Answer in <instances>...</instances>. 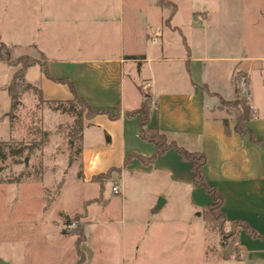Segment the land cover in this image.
<instances>
[{
  "label": "rangeland",
  "instance_id": "obj_1",
  "mask_svg": "<svg viewBox=\"0 0 264 264\" xmlns=\"http://www.w3.org/2000/svg\"><path fill=\"white\" fill-rule=\"evenodd\" d=\"M123 1L126 43L128 33L151 24V0ZM172 1L178 14L171 18L174 30L169 45L186 52L190 38L180 30L186 27L191 11L201 7L223 10L213 4L215 0L211 4L207 0ZM242 1L236 0L234 9L225 13L236 35H243L247 51L264 54V3ZM121 2L0 0V46L22 50L38 45L51 54L105 47L120 52V36L113 28L119 26ZM100 8L113 18L102 32L100 25L89 22ZM157 12H163V18L154 17L156 24L150 32L157 27L159 34L160 23L170 15L161 9ZM5 72L0 64V81L5 80ZM143 97L146 102L148 97ZM9 108L0 98V110ZM59 109L56 112V106L45 105L37 93L28 91L10 116L1 117L0 111V264H77L81 256L86 264H243L232 224L214 226L205 221L206 191L170 178L163 167L185 174L171 158L159 165H143L127 155L129 166L120 184L111 179L104 192L98 183L82 182L79 166L69 161H74L80 135H71L80 112L84 117L88 112L78 103ZM91 166L84 172L86 179ZM115 185L121 186V194L113 193ZM160 198L167 203L154 211ZM69 223L76 226L70 228Z\"/></svg>",
  "mask_w": 264,
  "mask_h": 264
},
{
  "label": "crops",
  "instance_id": "obj_2",
  "mask_svg": "<svg viewBox=\"0 0 264 264\" xmlns=\"http://www.w3.org/2000/svg\"><path fill=\"white\" fill-rule=\"evenodd\" d=\"M157 1L151 0V24L128 33L124 43L125 2L122 0L119 26L113 28L120 36V52H111L105 47L86 53L61 50L51 54L36 45L11 50V57L16 60L27 55L37 60L41 58L48 64L50 76L43 73L39 65L29 67L25 75V81L41 91L45 105L56 106L55 102L66 103L78 96L102 112L93 118L85 117L84 131L77 141L75 153L65 150V153L75 155L74 161H69L72 166H79L82 182L92 183L93 177L116 170L112 180L120 184L129 160L159 165L162 160L171 158L175 167L184 168L185 174L163 167L167 175L180 183H192L194 189H204L209 201L202 212L207 211L212 196L207 189L195 187L192 163L176 148L150 160L156 146L141 137L139 115H128L142 107L143 94L150 97L153 107L149 127L157 129L169 143L205 155V180L222 197V210L227 221H243L258 235L255 237L245 230L236 235L243 264H264V54L247 51L243 35H236L229 15L225 13L226 9H234L236 0H215L213 4L219 6L221 12L208 7L194 9L186 18L184 29L175 27L190 38L186 52L169 45L174 30L171 17L169 23L167 16L166 21L160 23L161 33L158 34L157 27L150 32L156 24L154 17L160 15L162 20L164 15L163 12L158 14L157 9L161 8ZM161 10L171 16L169 10ZM109 21H113L112 15L102 8L89 20L100 25L101 32ZM0 64L6 67L5 80L0 81V98L3 97L10 107L0 110L3 117L11 111L7 88L19 68ZM239 74L249 81L253 118L247 126L255 142L249 135L237 133L235 128L240 113L226 105L237 98L236 78ZM147 85L149 87L145 89ZM90 164L86 179L84 172Z\"/></svg>",
  "mask_w": 264,
  "mask_h": 264
},
{
  "label": "trees",
  "instance_id": "obj_3",
  "mask_svg": "<svg viewBox=\"0 0 264 264\" xmlns=\"http://www.w3.org/2000/svg\"><path fill=\"white\" fill-rule=\"evenodd\" d=\"M157 6L161 9L169 10L171 13V18L177 12V6L171 0H158ZM169 23V20L167 21ZM135 59V58H134ZM0 62L6 63L11 67H19L16 72L11 84L8 86L7 91L11 98V111L5 115V117L10 116L20 105L21 96L28 92L33 91L38 94L39 99L42 100V93L37 88L31 86L25 81L26 71L29 67L39 65L43 73L47 76H50L48 64L46 62H41L31 56H21L16 60H13L11 57V49L8 48L5 44L0 46ZM244 79L246 82V90H242L239 87V83ZM236 90H237V98L232 101L226 103L227 106L237 109L240 113L237 118V125L235 130L242 136L249 135L251 140L255 142L254 135L251 130L248 128L247 123L253 118V111L251 109V105L249 103V81L245 76L238 75L236 78ZM146 102L143 103L142 107L134 113H129L128 115H139L140 118V135L141 137L156 146L155 155L150 159L153 160L154 157L158 154H162L169 150L170 148H176L177 151L180 152L181 156L192 163V168L194 172L193 182L195 187L205 188L211 194L213 201L209 204L208 210L205 213V221L214 226L222 225L227 222V218L222 210V197L216 193L214 188L209 187L204 175V167L206 164V157L202 153H191L182 148H179L174 143H169L164 135H162L157 129H153L149 127V119L150 113L153 107L152 99L146 98ZM68 104L78 103L83 108L87 110L86 118H93L94 116L101 114L102 112L96 110L89 106V104L82 98L75 96V99L66 102ZM63 102H55L56 110L60 111L59 107L66 104ZM115 118L116 116H112ZM84 116L83 112H80L79 120L74 125L72 131V138H76L81 135L84 131ZM227 132L229 133L228 124L225 123ZM31 153V152H30ZM29 153V154H30ZM75 153V152H74ZM0 154H1V145H0ZM114 170H111L107 174H102L99 176H95L92 178V182L98 183L100 185L101 191L104 192L106 189V184L108 181L112 179V173ZM222 223V224H221ZM232 227L235 230V235L239 232L245 230L251 233L253 236L257 237L248 224L243 221H232L230 222ZM69 223L68 225H70ZM219 225V226H220ZM65 233V232H64ZM81 237V233L77 234ZM264 237V236H263ZM80 243H83L82 241ZM77 264H86L85 256H81Z\"/></svg>",
  "mask_w": 264,
  "mask_h": 264
},
{
  "label": "built area",
  "instance_id": "obj_4",
  "mask_svg": "<svg viewBox=\"0 0 264 264\" xmlns=\"http://www.w3.org/2000/svg\"><path fill=\"white\" fill-rule=\"evenodd\" d=\"M148 87H149V85H147V86L145 87V89H147ZM239 87H240L242 90H246V82H245L244 79H242L241 82L239 83ZM113 193L116 194V195L121 194V188H120L119 185H115V186L113 187ZM75 226H76V225H75V224H72V223L69 225L70 228H74Z\"/></svg>",
  "mask_w": 264,
  "mask_h": 264
},
{
  "label": "water",
  "instance_id": "obj_5",
  "mask_svg": "<svg viewBox=\"0 0 264 264\" xmlns=\"http://www.w3.org/2000/svg\"><path fill=\"white\" fill-rule=\"evenodd\" d=\"M71 143L73 144V142ZM72 149H73V146H72ZM26 164H28V158L26 160ZM164 205H165V200L163 198H160L157 206L155 207V211L161 210ZM1 264H7V263L2 261Z\"/></svg>",
  "mask_w": 264,
  "mask_h": 264
}]
</instances>
